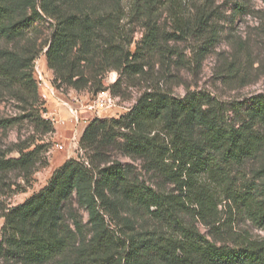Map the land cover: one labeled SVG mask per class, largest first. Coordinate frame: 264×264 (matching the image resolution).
Wrapping results in <instances>:
<instances>
[{
    "label": "rangeland",
    "instance_id": "rangeland-1",
    "mask_svg": "<svg viewBox=\"0 0 264 264\" xmlns=\"http://www.w3.org/2000/svg\"><path fill=\"white\" fill-rule=\"evenodd\" d=\"M139 1L145 5L149 0ZM137 2L122 0L120 28L126 36L122 58L103 61L104 42L99 39L96 55L77 63L68 81L49 65L47 50L57 21L42 12L41 0L37 6L42 19L21 37L0 38V66L9 63V72L0 69V264H24L7 244L4 215L46 187L68 160L85 157L81 139L94 120L119 119L147 92L178 98L196 92L217 106L222 125L239 128L248 122L252 98L264 94V0H184L187 27L183 32L177 29L170 4L156 2L152 10L145 5L137 11ZM116 8L115 0H73L61 5L64 16L82 11L106 14ZM31 13L29 4L21 10L22 16ZM152 31L155 39L147 45L146 36ZM71 70L63 71L66 78ZM29 74L31 89L21 79L25 75L29 80ZM255 128L264 133L260 125ZM123 141L118 136L107 144L96 164L122 162L131 180L160 193H180L151 159L126 153L120 147ZM38 146L42 149L33 167L6 165L19 159L21 150L30 152ZM263 167L264 150L242 165L230 166L233 188L259 193L264 181L258 173ZM226 203L216 216L205 220L192 211L180 218L218 245L236 247L244 238L264 241V229L241 205ZM119 213L118 217L106 215L108 227L119 234L129 231L127 227L146 237L172 230L165 221L126 203ZM63 215L74 239L62 256L45 264L75 261L96 234L87 208L76 198L65 205ZM75 218L82 221L83 235L76 231Z\"/></svg>",
    "mask_w": 264,
    "mask_h": 264
},
{
    "label": "trees",
    "instance_id": "trees-1",
    "mask_svg": "<svg viewBox=\"0 0 264 264\" xmlns=\"http://www.w3.org/2000/svg\"><path fill=\"white\" fill-rule=\"evenodd\" d=\"M66 1L73 0H41L40 7L57 21L47 50L49 65L68 81L77 63L88 62L96 55L99 39L104 42L103 61L122 58L126 36L120 28L122 0H115L117 8L106 14L82 11L64 16L61 5ZM156 2L170 4L177 29L183 32L187 27L182 15L184 0H149L145 5L152 10ZM28 4L32 13L22 16L21 10ZM145 5L138 0L135 9L141 11ZM42 18L37 0H0V38L21 37ZM154 39L152 31L145 43ZM73 56L76 59L72 60ZM126 57L131 54L128 52ZM8 64L0 69L9 72ZM68 68L72 70L66 78L63 71ZM29 75V80L25 75L21 79L31 89L33 79ZM218 113L217 106L201 93L189 92L178 98L147 92L119 119L94 120L81 139L85 157L68 160L46 187L4 215L10 250L21 255L24 264H45L62 256L74 239L63 211L76 198L87 208L96 234L75 261L59 264H264V241L244 238L236 247L218 245L180 218L189 211L203 220L216 216L225 201L240 204L264 229V182L259 193H242L233 188L228 173L230 166L242 165L264 150V133L255 128H264V94L252 98L248 122L239 128L222 125ZM117 135L124 140L120 147L126 153L151 159L180 193H160L131 180L122 162L97 165L96 158ZM41 149L21 150V157L6 165L29 169ZM258 175L264 181V167ZM125 203L165 221L172 230L151 237L134 233L131 227L121 234L112 231L106 215L118 217ZM74 225L83 235L82 221L75 218Z\"/></svg>",
    "mask_w": 264,
    "mask_h": 264
},
{
    "label": "built area",
    "instance_id": "built-area-1",
    "mask_svg": "<svg viewBox=\"0 0 264 264\" xmlns=\"http://www.w3.org/2000/svg\"><path fill=\"white\" fill-rule=\"evenodd\" d=\"M62 148V147H61Z\"/></svg>",
    "mask_w": 264,
    "mask_h": 264
}]
</instances>
